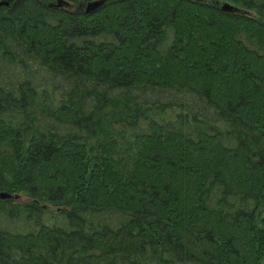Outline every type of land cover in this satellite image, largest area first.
Wrapping results in <instances>:
<instances>
[{
  "label": "trees",
  "instance_id": "obj_1",
  "mask_svg": "<svg viewBox=\"0 0 264 264\" xmlns=\"http://www.w3.org/2000/svg\"><path fill=\"white\" fill-rule=\"evenodd\" d=\"M50 1L0 0V264H264V0Z\"/></svg>",
  "mask_w": 264,
  "mask_h": 264
},
{
  "label": "water",
  "instance_id": "obj_2",
  "mask_svg": "<svg viewBox=\"0 0 264 264\" xmlns=\"http://www.w3.org/2000/svg\"><path fill=\"white\" fill-rule=\"evenodd\" d=\"M64 2L62 1H59V4L58 5H51V6H54V7H59L61 6V4H63ZM105 3V0H95V1H90L88 4H87V8H86V12L87 13H91V12H95L97 11L99 8H101ZM7 4L6 2H0V5H5ZM222 10L223 11H228V12H234V11H238L239 9L235 8L234 6L226 3L222 6ZM1 197H6L5 194H1L0 195Z\"/></svg>",
  "mask_w": 264,
  "mask_h": 264
},
{
  "label": "flooded vegetation",
  "instance_id": "obj_3",
  "mask_svg": "<svg viewBox=\"0 0 264 264\" xmlns=\"http://www.w3.org/2000/svg\"><path fill=\"white\" fill-rule=\"evenodd\" d=\"M58 1L64 2L63 4H61V6L66 5L68 8H73L75 6L73 3L69 2V1H63V0H58ZM87 3H89V2H87ZM87 3L81 4L77 9H75V8H73V9H75L76 11H78L80 9H81V11H83V10L86 11V8H87L86 4ZM51 5H57V4L51 3L50 6ZM61 6L55 7V8H62V9L65 8V7H61ZM52 7H54V6H52Z\"/></svg>",
  "mask_w": 264,
  "mask_h": 264
},
{
  "label": "rangeland",
  "instance_id": "obj_4",
  "mask_svg": "<svg viewBox=\"0 0 264 264\" xmlns=\"http://www.w3.org/2000/svg\"><path fill=\"white\" fill-rule=\"evenodd\" d=\"M50 2H52L53 4H57V5L59 4V1L58 0H52ZM87 4H86V6H87ZM0 7H1V5H0ZM61 7H65L64 9H73V8L77 9V7H75V6L73 8H68L66 5H63Z\"/></svg>",
  "mask_w": 264,
  "mask_h": 264
}]
</instances>
